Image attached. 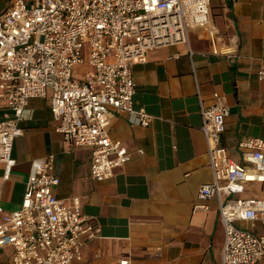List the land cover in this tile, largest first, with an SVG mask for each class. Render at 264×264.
Segmentation results:
<instances>
[{"label": "built area", "instance_id": "1", "mask_svg": "<svg viewBox=\"0 0 264 264\" xmlns=\"http://www.w3.org/2000/svg\"><path fill=\"white\" fill-rule=\"evenodd\" d=\"M212 0H9L0 15V163L7 178L15 164L12 147L22 134L28 101L50 90L55 130L65 150L91 147L90 174L107 180L132 152L112 140L107 125L115 114L147 126L153 116L133 106L134 64L163 44L187 43L188 30L211 23ZM85 65L83 77L75 67ZM264 79V68L258 72ZM204 106L199 98L211 181L197 190L216 199L224 241L219 264H264V199L234 197L244 185L264 183V139L238 144L241 161L221 144L228 106L218 93ZM142 153V149H137ZM53 155L34 159L19 206L0 201V264H83L85 243L100 233L81 212L77 197L59 200ZM206 209V205H197ZM238 222H246L244 228ZM6 259L2 260V256ZM115 264H129L119 258Z\"/></svg>", "mask_w": 264, "mask_h": 264}, {"label": "crops", "instance_id": "2", "mask_svg": "<svg viewBox=\"0 0 264 264\" xmlns=\"http://www.w3.org/2000/svg\"><path fill=\"white\" fill-rule=\"evenodd\" d=\"M8 6L9 0H0V15ZM261 68L264 0H212L209 25L189 28L187 43L155 47L145 62L133 65V106L153 118L141 126L125 113L111 117L109 137L132 157L109 179L91 177L90 146L65 150L50 112V90L30 99L7 178L0 163L3 208L19 206L31 162L53 155L56 197L67 204L77 197L81 212L100 228L85 243L83 264H115L119 258L129 264H219L224 232L218 204L214 198H197L198 187L211 181L199 98L208 106L216 92L228 106L221 144L240 162L241 140L264 139ZM233 196L264 199V183L246 184ZM202 204L207 208L197 206Z\"/></svg>", "mask_w": 264, "mask_h": 264}, {"label": "rangeland", "instance_id": "3", "mask_svg": "<svg viewBox=\"0 0 264 264\" xmlns=\"http://www.w3.org/2000/svg\"><path fill=\"white\" fill-rule=\"evenodd\" d=\"M86 69H87V66L85 65H80V66L75 67L74 76L77 79H81ZM5 259H6V255H3L2 260H5Z\"/></svg>", "mask_w": 264, "mask_h": 264}]
</instances>
